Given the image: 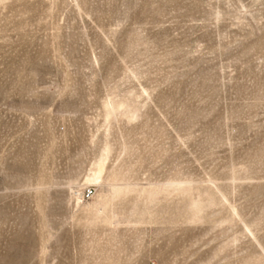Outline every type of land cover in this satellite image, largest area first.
<instances>
[{
	"label": "rangeland",
	"instance_id": "rangeland-1",
	"mask_svg": "<svg viewBox=\"0 0 264 264\" xmlns=\"http://www.w3.org/2000/svg\"><path fill=\"white\" fill-rule=\"evenodd\" d=\"M0 264H264V0H0Z\"/></svg>",
	"mask_w": 264,
	"mask_h": 264
},
{
	"label": "built area",
	"instance_id": "built-area-1",
	"mask_svg": "<svg viewBox=\"0 0 264 264\" xmlns=\"http://www.w3.org/2000/svg\"><path fill=\"white\" fill-rule=\"evenodd\" d=\"M90 195V190H87V192L85 193V196H89Z\"/></svg>",
	"mask_w": 264,
	"mask_h": 264
}]
</instances>
